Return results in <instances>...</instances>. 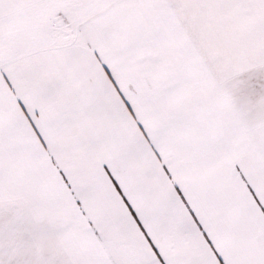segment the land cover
<instances>
[{"label":"snow or ice","instance_id":"obj_1","mask_svg":"<svg viewBox=\"0 0 264 264\" xmlns=\"http://www.w3.org/2000/svg\"><path fill=\"white\" fill-rule=\"evenodd\" d=\"M0 264H264V0H0Z\"/></svg>","mask_w":264,"mask_h":264}]
</instances>
